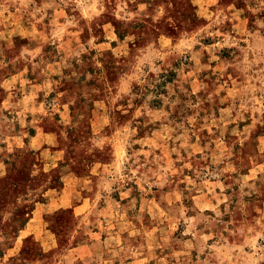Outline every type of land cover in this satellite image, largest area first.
Returning a JSON list of instances; mask_svg holds the SVG:
<instances>
[{"label":"rangeland","instance_id":"obj_1","mask_svg":"<svg viewBox=\"0 0 264 264\" xmlns=\"http://www.w3.org/2000/svg\"><path fill=\"white\" fill-rule=\"evenodd\" d=\"M0 264H264V0H0Z\"/></svg>","mask_w":264,"mask_h":264}]
</instances>
